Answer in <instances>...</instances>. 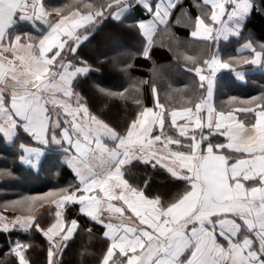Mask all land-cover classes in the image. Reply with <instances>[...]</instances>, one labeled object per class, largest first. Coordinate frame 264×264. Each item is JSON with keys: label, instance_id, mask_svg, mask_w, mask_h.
Here are the masks:
<instances>
[{"label": "snow or ice", "instance_id": "snow-or-ice-1", "mask_svg": "<svg viewBox=\"0 0 264 264\" xmlns=\"http://www.w3.org/2000/svg\"><path fill=\"white\" fill-rule=\"evenodd\" d=\"M137 4L148 20L136 23V59L147 66L119 65L111 55L90 60V49L123 38V21L106 34L98 25ZM176 7V0H0L5 258L34 264L33 244L21 237L39 234L43 264H65L85 232L100 242L94 264H264V88L225 100L216 92L222 70L242 77L245 66H264V40H245L226 59L218 51L264 5L190 0L186 36L176 32ZM156 49L172 59L155 63ZM97 63L119 68L126 86L86 79ZM171 65L191 79L161 96L157 80ZM24 163L36 176L54 168L52 175L70 178L8 198Z\"/></svg>", "mask_w": 264, "mask_h": 264}, {"label": "trees", "instance_id": "trees-1", "mask_svg": "<svg viewBox=\"0 0 264 264\" xmlns=\"http://www.w3.org/2000/svg\"><path fill=\"white\" fill-rule=\"evenodd\" d=\"M46 3L53 6L59 5L65 2V0H45ZM155 2V0H153ZM190 0H176L177 7L173 12V18L178 23L176 32L180 36H186L188 29L187 25L190 23L189 8L185 5L189 4ZM261 5H264V0H259ZM196 9L191 10V14L194 15ZM148 18L146 13L137 4L133 8L123 10L121 16L116 20L112 17H107L99 25L100 33L106 34L109 30L121 24L122 27L119 30L123 33V38L118 44L107 43L102 47H98L94 50H89L86 54L90 60H95L96 57L113 56L116 64H127L130 59H135L137 64L147 66L148 62L142 59H136L137 53L141 49L142 40L140 39L136 23L141 19ZM37 29L40 28V24L35 25ZM264 40V8L257 10L253 8L251 15L244 21L243 27L237 37H231L227 40H222L219 43V55L222 59H226L228 56L234 55L237 52V47L245 42V40ZM119 53V55H117ZM154 62L157 64H167L172 59L168 52L160 49H156L153 52ZM249 67V65L245 66ZM98 69V70H97ZM133 74L137 77L147 76V72H140L136 69L132 70ZM165 79H158L157 85L160 89L161 96L168 91V85L171 84L172 88H182L191 79L190 74L182 71L178 65L167 66L164 69ZM86 79L94 81L96 83L112 87L115 89L126 86L128 78L125 73L121 72L117 67H110L108 63H97L89 73L86 74ZM217 80V97L218 100H225L230 96H249L255 95L261 88H264V71H253L246 75L244 82L238 81L234 74L230 70L219 72L216 77ZM149 95L145 92V100L147 102ZM28 168L27 171L23 169ZM17 174V179L11 184L8 198H14L15 195L20 193H35L41 191H47L53 184L57 182H63L69 179L68 174H61L56 177L52 175L55 172L53 168L47 175L36 176L29 166L21 164L18 169H14ZM5 197L0 195V202ZM2 209V208H0ZM44 219H47L46 217ZM15 238V237H13ZM22 239L32 242L33 247L30 250V256L34 264H43L44 250H43V238L39 235L29 236L22 234ZM100 248V242L96 239H90L85 232H81L75 237L74 243L66 250L63 260L65 264H94V257L91 255L93 251H97ZM7 250L6 236L0 233V258L4 259V264H15V258L8 256L5 258V252Z\"/></svg>", "mask_w": 264, "mask_h": 264}, {"label": "crops", "instance_id": "crops-1", "mask_svg": "<svg viewBox=\"0 0 264 264\" xmlns=\"http://www.w3.org/2000/svg\"><path fill=\"white\" fill-rule=\"evenodd\" d=\"M144 20H148V18H146V19H144ZM245 21V20H244ZM244 21L242 22V23H244ZM241 30V29H240ZM231 37H237V35H233V36H230L229 38H231ZM228 38V39H229ZM243 44V43H242ZM241 44V45H242ZM241 45H239L238 47H237V49H239L240 48V46ZM222 71H225V70H222ZM221 71V72H222ZM253 71H264V66H253V65H249V67H245L244 68V71H243V73H242V77H237L234 73V76H235V78L238 80V81H240V82H244L245 80H246V75L248 74V73H251V72H253ZM37 159H38V157H37ZM25 165H27V166H29V164L28 163H24ZM3 210L2 209H0V212H2ZM7 214H11V213H7Z\"/></svg>", "mask_w": 264, "mask_h": 264}, {"label": "rangeland", "instance_id": "rangeland-1", "mask_svg": "<svg viewBox=\"0 0 264 264\" xmlns=\"http://www.w3.org/2000/svg\"><path fill=\"white\" fill-rule=\"evenodd\" d=\"M3 210V209H2Z\"/></svg>", "mask_w": 264, "mask_h": 264}]
</instances>
